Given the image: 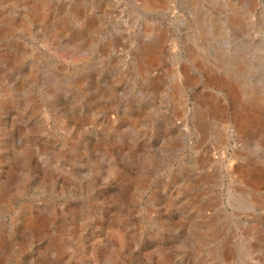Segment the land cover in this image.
<instances>
[{
    "label": "rangeland",
    "instance_id": "obj_1",
    "mask_svg": "<svg viewBox=\"0 0 264 264\" xmlns=\"http://www.w3.org/2000/svg\"><path fill=\"white\" fill-rule=\"evenodd\" d=\"M0 264H264V0H0Z\"/></svg>",
    "mask_w": 264,
    "mask_h": 264
},
{
    "label": "bare ground",
    "instance_id": "obj_2",
    "mask_svg": "<svg viewBox=\"0 0 264 264\" xmlns=\"http://www.w3.org/2000/svg\"><path fill=\"white\" fill-rule=\"evenodd\" d=\"M151 1H153V0H148V2H151ZM238 67H240V66H238Z\"/></svg>",
    "mask_w": 264,
    "mask_h": 264
}]
</instances>
